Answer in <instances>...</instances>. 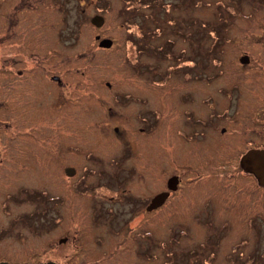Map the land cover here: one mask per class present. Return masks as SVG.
<instances>
[{
  "label": "flooded vegetation",
  "instance_id": "1",
  "mask_svg": "<svg viewBox=\"0 0 264 264\" xmlns=\"http://www.w3.org/2000/svg\"><path fill=\"white\" fill-rule=\"evenodd\" d=\"M81 1L0 0V252L20 248L15 262L0 256V263L110 264L111 247L131 246L141 234L153 238L150 258L155 264L249 263L253 255L248 256L247 249H233L235 245L199 259L198 247H181L184 232L167 229L161 219L256 215L250 182L263 188L264 184L245 169L243 159L252 155V166L264 168L253 157L264 154V60L257 61L250 47L235 54L241 74H170L169 102L160 104L152 90V121L148 129H137L147 139L137 140L135 130L108 118L117 121L112 108L107 109V120L96 121L94 91L80 88L78 79L86 76L80 71L78 46ZM234 11L233 15L240 14L237 7ZM262 16L264 3L246 12L243 20L249 28ZM255 50L261 58L260 50ZM104 87L108 103L126 91L130 98L139 96L108 82ZM141 96L140 101L150 98L142 92ZM49 105L92 107L89 133L98 126L100 134L113 133L119 144L98 147L103 142L95 134L84 137L91 138L89 145L79 139L68 143L72 158L56 163L60 188L52 193L50 180L42 182L44 188L36 191L43 204L39 210L27 192L34 185L16 178V162L10 160L16 158L15 138L27 137L32 112L38 114ZM141 105H129L138 109L127 112L139 116ZM128 134L133 135L131 142ZM154 198L159 199L153 205ZM220 198L225 212L218 206ZM79 210L101 220L93 228L94 241L106 235L98 248L91 239L86 260L76 257L84 247L80 230L67 224V215ZM16 225L22 231L15 232ZM160 230L173 231L162 237ZM197 230L201 235L202 229ZM27 245L35 253L31 259L23 255ZM123 261L126 264L127 258Z\"/></svg>",
  "mask_w": 264,
  "mask_h": 264
},
{
  "label": "rangeland",
  "instance_id": "2",
  "mask_svg": "<svg viewBox=\"0 0 264 264\" xmlns=\"http://www.w3.org/2000/svg\"><path fill=\"white\" fill-rule=\"evenodd\" d=\"M262 3L263 0H82L78 46L81 54L80 71L86 74L88 83L85 84V79H78V82L81 83V89L88 87L94 91V119L107 120V109L112 108L117 114V121L108 115L109 119L125 129L135 130L137 140H145L147 137L139 134L137 129H148L152 121L150 111L154 99L153 89L158 95L157 101L162 105L168 104L170 74H241L242 69L235 54L241 50H250V47L251 55L257 61H263L264 25L258 26L256 23H263L264 16L257 18L254 26L249 28L243 20L246 12L251 11L254 6H261ZM236 7L240 14L233 15ZM96 14L104 17L105 22L101 27H96L90 22V18ZM220 14L222 19L219 22ZM73 18L75 22L76 11ZM97 35L113 40L112 47L107 50L99 48L95 40ZM258 38L262 40L259 41ZM254 47L260 50L261 58L256 57ZM225 53L227 58L221 62L220 58ZM107 82L114 89L127 88L139 96L141 92L145 96L150 94V98L146 101H140L142 96L133 99L125 95L128 92L126 91L122 92L123 95L117 97V100L105 102L103 93L107 92L104 87ZM140 104L142 110L139 116H133L130 112L138 108L129 105L140 107ZM90 110H87V107L78 110L67 106L49 105L38 114L32 112L33 122L25 134L27 137L15 138L16 158L12 156L10 162H16L17 179L23 178L26 181L24 183L34 185L27 192L33 204L37 202L35 205L39 210L43 204L39 203L36 191L44 188L42 182L50 180L49 188L52 193L60 188L62 176L58 175L56 163L72 158L68 155V143L74 144L75 139H79L84 145H89L91 138L84 137L95 134L96 139L103 142L97 145L98 147L105 148L109 143L114 146L119 144L113 133L100 134L98 126L93 130L95 133H89ZM73 125L76 126L75 130ZM128 139L130 142L134 140L133 135L128 134ZM242 182L243 176L240 179V183ZM250 184L256 195V215L251 218L245 215L236 217L228 213L227 218H162L161 223L167 229L175 228L176 233L184 232L183 237L179 239L181 247H198L196 256L199 259L210 253L215 255L219 252L220 255L223 248H233L235 245L233 249H247L248 256L253 255L247 264H264V188L254 185L253 182ZM218 206L223 212L226 211L221 198ZM38 214L37 212L35 217L30 218L29 223L38 217ZM97 219L91 218L82 210L67 215V224L81 232L84 247L76 253V257L81 260L89 258L86 248L91 239L92 243L97 244L96 248L101 247L100 242L105 240L106 235L95 241L96 235L92 236L95 224L101 221ZM21 228L16 225L15 232L22 231ZM197 228L202 229L199 230L201 235L197 234ZM171 231L173 230H160L161 236ZM153 244L152 237L141 234L131 246L122 243L111 247L108 259L110 264H125L123 259L126 258V264H155L150 258ZM24 247L26 252L23 255L29 259L33 258L35 253L29 251L30 245ZM15 249L2 250L0 256L15 262L14 258L20 254L16 252L20 248L16 245ZM136 258L139 262L135 261Z\"/></svg>",
  "mask_w": 264,
  "mask_h": 264
},
{
  "label": "water",
  "instance_id": "3",
  "mask_svg": "<svg viewBox=\"0 0 264 264\" xmlns=\"http://www.w3.org/2000/svg\"><path fill=\"white\" fill-rule=\"evenodd\" d=\"M91 23L94 24L97 27H100L103 25L104 23V18L102 16L99 15H95L94 17L91 18ZM96 39H100L99 36L96 37ZM112 40L108 39V38H104L101 39L99 42V47L101 48H110L112 46ZM252 155H248L246 157H244L243 159V166L245 167L246 170L251 171L253 173L256 174V176L258 177V179L260 180V182L262 184H264V168H254L252 166L251 163H253L252 159H251ZM253 157L256 158L255 162L257 163V165L260 164H264V154H256ZM256 165V166H257ZM159 198H154L152 201V204L154 205V203L158 200ZM0 264H9V263H0ZM40 264H54V263H40Z\"/></svg>",
  "mask_w": 264,
  "mask_h": 264
},
{
  "label": "trees",
  "instance_id": "4",
  "mask_svg": "<svg viewBox=\"0 0 264 264\" xmlns=\"http://www.w3.org/2000/svg\"><path fill=\"white\" fill-rule=\"evenodd\" d=\"M219 22H220V18H219ZM138 45V43H136Z\"/></svg>",
  "mask_w": 264,
  "mask_h": 264
}]
</instances>
